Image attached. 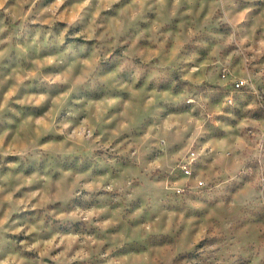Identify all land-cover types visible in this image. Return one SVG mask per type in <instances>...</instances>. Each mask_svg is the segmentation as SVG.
<instances>
[{
  "label": "clouds",
  "instance_id": "obj_1",
  "mask_svg": "<svg viewBox=\"0 0 264 264\" xmlns=\"http://www.w3.org/2000/svg\"><path fill=\"white\" fill-rule=\"evenodd\" d=\"M0 264H264V0H0Z\"/></svg>",
  "mask_w": 264,
  "mask_h": 264
}]
</instances>
